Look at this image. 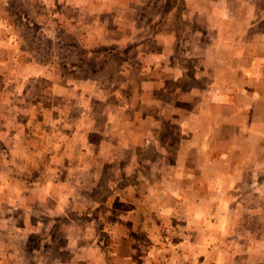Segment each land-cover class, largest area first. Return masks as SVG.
Returning a JSON list of instances; mask_svg holds the SVG:
<instances>
[{
    "label": "rangeland",
    "instance_id": "obj_1",
    "mask_svg": "<svg viewBox=\"0 0 264 264\" xmlns=\"http://www.w3.org/2000/svg\"><path fill=\"white\" fill-rule=\"evenodd\" d=\"M0 264H264V0H0Z\"/></svg>",
    "mask_w": 264,
    "mask_h": 264
}]
</instances>
